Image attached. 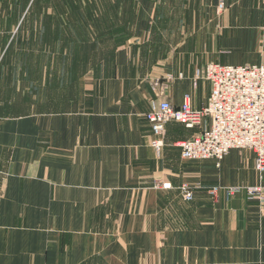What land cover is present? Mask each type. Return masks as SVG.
Listing matches in <instances>:
<instances>
[{"label":"crops","instance_id":"1","mask_svg":"<svg viewBox=\"0 0 264 264\" xmlns=\"http://www.w3.org/2000/svg\"><path fill=\"white\" fill-rule=\"evenodd\" d=\"M139 4L133 42L156 19L157 3ZM169 8L155 23L182 27L163 47H118L78 82L72 109L0 114V264H264V173L253 153L182 159L179 144L205 121L194 129L168 123L158 157L145 118L154 100L177 108L189 97L193 109L204 108L210 86L194 73L209 63L264 68V0ZM183 184L192 201L182 199ZM256 188L261 200L248 195Z\"/></svg>","mask_w":264,"mask_h":264},{"label":"rangeland","instance_id":"2","mask_svg":"<svg viewBox=\"0 0 264 264\" xmlns=\"http://www.w3.org/2000/svg\"><path fill=\"white\" fill-rule=\"evenodd\" d=\"M95 1L0 0L1 115L70 110L78 82L90 79L96 67L109 64L118 47L134 42L147 50L163 47V37L182 27L171 22L155 23L158 12L170 16L171 4L177 11L181 0H152L160 6L156 5V19L144 40L133 42L140 0H115L113 10L110 2L105 8L107 0H99V11ZM162 4L169 7L163 9ZM84 16L96 21L70 22ZM48 17L69 22L46 24L44 19Z\"/></svg>","mask_w":264,"mask_h":264},{"label":"built area","instance_id":"3","mask_svg":"<svg viewBox=\"0 0 264 264\" xmlns=\"http://www.w3.org/2000/svg\"><path fill=\"white\" fill-rule=\"evenodd\" d=\"M209 83L210 93L201 110L191 107L186 97L180 107L166 100L149 103L145 118L152 134L150 146L159 157L164 148L168 123H179L187 129L207 128L193 134L179 144L184 160L212 159L219 163L230 150H248L255 158V169L264 173V68L254 65L232 66L209 63L194 73V82ZM156 187H160L156 185ZM168 189V185H163ZM198 188V187H196ZM213 189L211 194H215ZM184 201H192L193 190L187 184L179 187ZM232 191L227 190V195ZM261 188L248 189V195L262 199Z\"/></svg>","mask_w":264,"mask_h":264}]
</instances>
